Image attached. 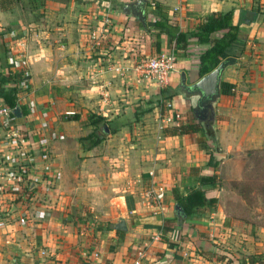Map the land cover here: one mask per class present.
I'll list each match as a JSON object with an SVG mask.
<instances>
[{
  "label": "crops",
  "instance_id": "0c3cea01",
  "mask_svg": "<svg viewBox=\"0 0 264 264\" xmlns=\"http://www.w3.org/2000/svg\"><path fill=\"white\" fill-rule=\"evenodd\" d=\"M133 1L18 0L12 10H0V75L13 71L8 55L25 59L29 84L18 91V124L35 133L37 168L44 151L58 176L38 222L27 218L21 225L19 213L2 206L0 264H135L139 252L140 264L264 263V237L255 241L251 231L262 237L264 227L246 230L236 217L248 212L246 192L229 186L247 180L252 157L264 153V0H147L146 28L119 9ZM216 12H231L239 28L225 53L236 64L222 76L232 94H221L215 107L217 149L177 90L182 74L186 85L202 77L199 58L209 45L191 39L183 55L172 39ZM161 16L168 26L158 35ZM91 34L100 35L99 47ZM159 53L175 62L163 88L135 69ZM163 91L177 93L163 101ZM160 103L163 113L182 114V123L193 118L204 137L164 136ZM39 116L48 122L44 131ZM89 116L105 118L112 130L90 149L77 142L95 130ZM209 147L215 168L208 165ZM202 176H216L218 184L200 186ZM161 185L165 196L157 205L151 192ZM174 188L182 195L200 188L217 202L179 221ZM120 217L125 232L114 228ZM250 245L255 249L248 251Z\"/></svg>",
  "mask_w": 264,
  "mask_h": 264
},
{
  "label": "built area",
  "instance_id": "2783aa9c",
  "mask_svg": "<svg viewBox=\"0 0 264 264\" xmlns=\"http://www.w3.org/2000/svg\"><path fill=\"white\" fill-rule=\"evenodd\" d=\"M91 45L99 47L101 45L100 35H90ZM7 63L14 72L24 74L19 81V88L25 89L29 84L28 72L25 68V59L22 56L10 54L6 58ZM135 69L141 77L153 82L157 87L163 88L169 83V79L175 72V62L171 55L159 53L154 57L143 58L137 62ZM7 105L0 104V212L2 206H7L5 212L11 211L19 213L18 219L21 225H25L28 218V210L33 205L36 207L37 218L45 217V210L49 205H45L43 198L48 193L56 189L58 176L55 173L53 162L49 161L48 155L42 151L40 157L44 166L37 168L38 158L33 148L31 140L35 133L25 131L18 124L17 118L13 115V110ZM67 116L74 115L67 112ZM40 130H46L48 122L44 116H39ZM182 114L163 113L160 115L161 129L166 127H179L182 124ZM152 175V174H151ZM42 196V199L38 197ZM165 187H157L151 192V197L157 205L164 200ZM9 205V208H8ZM30 206V207H29ZM139 252L141 260L144 256ZM135 264H140V261Z\"/></svg>",
  "mask_w": 264,
  "mask_h": 264
},
{
  "label": "trees",
  "instance_id": "16d2710c",
  "mask_svg": "<svg viewBox=\"0 0 264 264\" xmlns=\"http://www.w3.org/2000/svg\"><path fill=\"white\" fill-rule=\"evenodd\" d=\"M17 0H0V10L9 11L16 7ZM156 10L160 12V7L156 6ZM168 26V20L161 16V20H157L154 24L155 30H159V34L163 29ZM170 27V25H169ZM238 26L233 24V15L231 12L227 13H212L200 21L197 26L187 33L176 31L172 36L176 49L181 51L183 55L186 54L187 47L191 39H196L198 44L209 45V48L199 58V73L200 76H204L211 72L220 63V59L225 58L226 50L236 40L238 34ZM159 46H157V50ZM19 72L9 71L6 76L0 75V104L7 105L11 108H16L17 95L19 91V81L23 78ZM233 87L225 82H222L221 94L231 95ZM163 91L161 93L160 100L171 101L176 95V91L167 92L165 96ZM162 113L165 110V105L160 103ZM91 124L95 127V130L88 136L81 138L80 143L87 144L88 149L98 145L102 142L103 138L97 134L100 126H103L102 133L106 134V129L109 130V134L112 133L110 124L105 118L99 116H89ZM20 120H17V122ZM19 123V122H18ZM162 133L166 137L174 136H188L195 133H202L201 126L191 118L189 121L182 123L179 127H166L162 129ZM204 137V136H203ZM202 140H205L202 138ZM203 142H206L203 141ZM210 148V147H209ZM207 150V147L204 148ZM214 148H210L208 165L210 167H217L218 161L213 156ZM216 176L199 177L198 182L200 186L210 185L215 187L217 182ZM172 196L175 201L182 207L187 217H190L194 213H198L200 209L214 205L217 200L215 198H207L206 192L200 188L192 189L186 195H182L176 188L172 190Z\"/></svg>",
  "mask_w": 264,
  "mask_h": 264
},
{
  "label": "water",
  "instance_id": "95a60500",
  "mask_svg": "<svg viewBox=\"0 0 264 264\" xmlns=\"http://www.w3.org/2000/svg\"><path fill=\"white\" fill-rule=\"evenodd\" d=\"M147 0H135L131 3H124L120 11L139 22L146 28V17L144 9ZM236 64L234 58L223 59L211 72L202 76L196 82L186 85L185 75L182 74L181 82L177 88L182 97L189 101L194 119L202 126L206 139L217 149L215 134V107L221 96L222 76L225 70ZM15 118H22V110L17 106L13 110ZM174 212L179 221L187 217L182 207L177 203ZM181 219V220H180ZM117 231H127L125 220L120 217L115 225Z\"/></svg>",
  "mask_w": 264,
  "mask_h": 264
},
{
  "label": "rangeland",
  "instance_id": "374dc122",
  "mask_svg": "<svg viewBox=\"0 0 264 264\" xmlns=\"http://www.w3.org/2000/svg\"><path fill=\"white\" fill-rule=\"evenodd\" d=\"M18 1V0H17ZM39 3L43 0H37ZM120 9V8H119ZM161 112V111H160ZM97 134L101 137H104L106 134H103L101 129H98ZM80 138L77 140L79 143ZM80 144V143H79ZM48 154H50L47 151ZM51 155V154H50ZM253 161V167L248 166L247 168V180H242L241 182H235L230 184L229 186L232 187L236 191H244L246 192V201H247V208L246 211L247 214H242L236 216L237 218L241 217L246 222V226L248 227L246 230H251L252 228H256L258 226H263L264 227V153H259L257 155H254L252 157ZM39 199H42V196L38 197ZM47 198H43V201L45 202V205L50 204L47 202ZM229 200V199H228ZM237 201H232L231 204H236ZM239 203V202H238ZM30 207V206H29ZM236 206H233V208ZM257 208V209H255ZM36 207L31 206V208L28 210V218L29 221H31V218L34 219V223L38 222L39 220L35 219L37 218V213H36ZM26 225V224H25ZM251 228V229H249ZM253 235H256L255 241L258 240V238H263L264 235L259 236L257 235L258 232L251 230ZM258 236V237H257ZM25 238H27L26 235H24ZM255 237V236H254ZM242 238V237H241ZM238 241H241V239H238ZM237 242V241H236ZM236 250L238 247H234ZM252 247L251 245L248 246V251L251 250ZM255 249V248H254ZM235 251V250H233ZM258 264H264L258 263Z\"/></svg>",
  "mask_w": 264,
  "mask_h": 264
}]
</instances>
